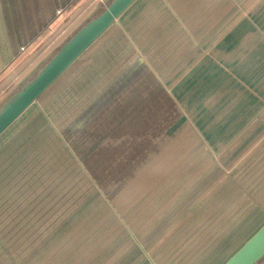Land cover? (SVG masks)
Here are the masks:
<instances>
[{"label":"rangeland","instance_id":"374dc122","mask_svg":"<svg viewBox=\"0 0 264 264\" xmlns=\"http://www.w3.org/2000/svg\"><path fill=\"white\" fill-rule=\"evenodd\" d=\"M263 1L149 0L92 45L0 139V264L228 258L264 222Z\"/></svg>","mask_w":264,"mask_h":264},{"label":"crops","instance_id":"0c3cea01","mask_svg":"<svg viewBox=\"0 0 264 264\" xmlns=\"http://www.w3.org/2000/svg\"><path fill=\"white\" fill-rule=\"evenodd\" d=\"M148 1L138 0L124 16L134 9H137L136 12L144 11ZM98 5L96 0H0V94L16 88L21 76L30 75L32 66L27 68L31 62L47 60L56 46L65 42L66 35L69 36L90 19L87 17L96 11ZM257 11L262 18L254 15L255 19L248 23L251 26H246L255 30L250 31L256 42L254 50H251L254 57L261 52L264 54V1L254 12ZM261 61L263 67L258 64ZM250 63V68L254 67L249 73L252 80H247L246 87V76L238 75V86L244 89H235V93L242 94L239 96L242 102H254V108H264V58L252 57ZM214 73L213 78H210L211 74L205 75V78L217 84L223 76L219 71ZM259 77L262 78L256 80ZM236 81L234 78V84ZM253 118H257L256 114Z\"/></svg>","mask_w":264,"mask_h":264},{"label":"water","instance_id":"95a60500","mask_svg":"<svg viewBox=\"0 0 264 264\" xmlns=\"http://www.w3.org/2000/svg\"><path fill=\"white\" fill-rule=\"evenodd\" d=\"M138 0H110L69 36L27 81L0 104V137L126 14ZM264 260V222L222 264H260Z\"/></svg>","mask_w":264,"mask_h":264},{"label":"trees","instance_id":"16d2710c","mask_svg":"<svg viewBox=\"0 0 264 264\" xmlns=\"http://www.w3.org/2000/svg\"><path fill=\"white\" fill-rule=\"evenodd\" d=\"M32 107H33V106H32ZM32 107H31V108H32ZM31 108H30V109H31ZM94 108H95V107H94ZM30 109H29V110H30ZM29 110H28V111H29ZM28 111H27V112H28ZM27 112H26V113H27ZM26 113H25V114H26ZM25 114H23V116H24ZM23 116H22V117H23ZM22 117H21V118H22ZM21 118H19L18 120H20ZM18 120H17V121H18ZM17 121H16V122H17ZM16 122H15L13 125H11V126H10V127L4 132V134L0 137V139H1V138H2V137H3V136H4V135H5V134H6V133H7V132H8V131L14 126V125H15V124H16ZM263 261H264V260H263ZM263 261H262V262H263ZM262 262H261V263H262ZM261 263H260V264H261Z\"/></svg>","mask_w":264,"mask_h":264}]
</instances>
